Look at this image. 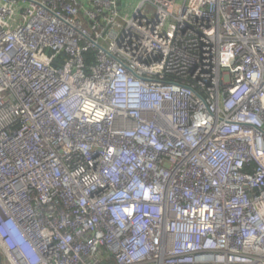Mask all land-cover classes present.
I'll list each match as a JSON object with an SVG mask.
<instances>
[{
	"label": "built area",
	"instance_id": "built-area-1",
	"mask_svg": "<svg viewBox=\"0 0 264 264\" xmlns=\"http://www.w3.org/2000/svg\"><path fill=\"white\" fill-rule=\"evenodd\" d=\"M4 257L264 264V0H0Z\"/></svg>",
	"mask_w": 264,
	"mask_h": 264
},
{
	"label": "trees",
	"instance_id": "trees-1",
	"mask_svg": "<svg viewBox=\"0 0 264 264\" xmlns=\"http://www.w3.org/2000/svg\"><path fill=\"white\" fill-rule=\"evenodd\" d=\"M85 60L87 63V66H91L92 64L95 63L96 61V51L95 50H89L88 52L85 53Z\"/></svg>",
	"mask_w": 264,
	"mask_h": 264
},
{
	"label": "rangeland",
	"instance_id": "rangeland-1",
	"mask_svg": "<svg viewBox=\"0 0 264 264\" xmlns=\"http://www.w3.org/2000/svg\"><path fill=\"white\" fill-rule=\"evenodd\" d=\"M2 264H9V262L7 261L5 257L2 259Z\"/></svg>",
	"mask_w": 264,
	"mask_h": 264
}]
</instances>
